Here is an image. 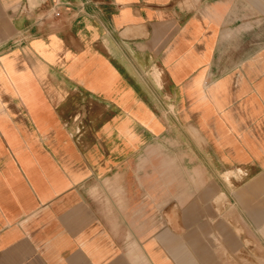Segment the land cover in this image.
Instances as JSON below:
<instances>
[{"label":"crops","instance_id":"obj_1","mask_svg":"<svg viewBox=\"0 0 264 264\" xmlns=\"http://www.w3.org/2000/svg\"><path fill=\"white\" fill-rule=\"evenodd\" d=\"M47 2L0 0V264L264 249V0Z\"/></svg>","mask_w":264,"mask_h":264},{"label":"rangeland","instance_id":"obj_2","mask_svg":"<svg viewBox=\"0 0 264 264\" xmlns=\"http://www.w3.org/2000/svg\"><path fill=\"white\" fill-rule=\"evenodd\" d=\"M56 2L61 3L56 8L59 14L51 12V0H48L40 8L39 17L45 16L49 20L59 17L68 4L66 0ZM236 171L237 178L243 176L242 169L238 168ZM183 225L184 236H188L198 245L197 250L189 249V252L192 251L193 264H264V249L248 247L245 242L234 238L228 232V226L224 224L222 217H184Z\"/></svg>","mask_w":264,"mask_h":264},{"label":"built area","instance_id":"obj_3","mask_svg":"<svg viewBox=\"0 0 264 264\" xmlns=\"http://www.w3.org/2000/svg\"><path fill=\"white\" fill-rule=\"evenodd\" d=\"M60 5H61L60 2H56V0H51L49 9L51 10L52 13L59 14V12L56 11V8L57 7L59 8ZM44 19H47V18L45 16L41 18L39 17V20H44Z\"/></svg>","mask_w":264,"mask_h":264}]
</instances>
